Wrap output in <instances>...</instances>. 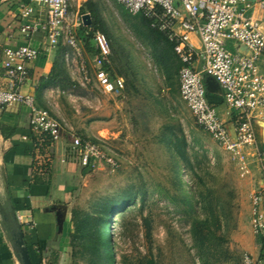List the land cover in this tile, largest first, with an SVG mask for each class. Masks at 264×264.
<instances>
[{
    "label": "rangeland",
    "instance_id": "obj_1",
    "mask_svg": "<svg viewBox=\"0 0 264 264\" xmlns=\"http://www.w3.org/2000/svg\"><path fill=\"white\" fill-rule=\"evenodd\" d=\"M88 1L108 26L110 72L126 80L124 96L85 83L79 58L62 40L56 48V81L39 97L67 131L100 142L119 161L115 170L103 164L87 170L80 204L91 209L97 197L130 187L136 197L114 217L107 258L114 264L151 259L155 264H236L243 252L259 256L250 223L253 195L264 190L259 157L264 149L258 140L240 160L200 126L180 94L175 62L156 59L142 16L117 0H70L77 31V18L89 13ZM93 59L87 52L90 70ZM222 106L215 107L220 112ZM76 259L86 264L81 256Z\"/></svg>",
    "mask_w": 264,
    "mask_h": 264
},
{
    "label": "built area",
    "instance_id": "obj_2",
    "mask_svg": "<svg viewBox=\"0 0 264 264\" xmlns=\"http://www.w3.org/2000/svg\"><path fill=\"white\" fill-rule=\"evenodd\" d=\"M130 13H143L151 26L165 33L174 44L181 62L179 87L198 124L228 152L243 160L247 147L256 148L255 126L264 120V25L254 16L257 3L263 0H117ZM34 4L47 8L46 20L35 19ZM21 15L32 20L22 24L21 32H45L49 46L61 41L79 58L85 83L96 84L104 93L124 96L126 81L113 77L104 67L111 54L106 36L96 32L99 54L90 70L76 24L70 21V0H26ZM82 25L83 16L77 18ZM196 35L201 47L191 41ZM232 44V45H231ZM40 49L28 44L4 49L2 61L4 84L0 86V108L21 104L29 109L30 123L36 134H48L53 142L61 139L65 127L47 108L38 104L34 94L25 92L30 80L28 64L40 56ZM197 59L201 66L196 69ZM212 76L220 85L223 100L232 111V126L210 103L205 76ZM232 127V128H231ZM70 159L85 170L105 165L119 168L116 156L100 142L70 131ZM264 179V152L260 153ZM19 220L23 217L18 215ZM251 227L256 236L264 235V190L255 192L252 200ZM239 264H264V259L243 252Z\"/></svg>",
    "mask_w": 264,
    "mask_h": 264
},
{
    "label": "crops",
    "instance_id": "obj_3",
    "mask_svg": "<svg viewBox=\"0 0 264 264\" xmlns=\"http://www.w3.org/2000/svg\"><path fill=\"white\" fill-rule=\"evenodd\" d=\"M24 4L26 0H0V86L5 82L1 67L4 49L29 43L41 53L28 64L30 80L24 91L40 101V80L53 70L57 47L49 46L43 31L33 32L29 37L22 34V24L32 21L21 15ZM34 13L35 19L44 21L47 8L34 4ZM254 16L264 25L261 3L256 4ZM191 41L197 48L201 47L196 35H192ZM200 66L201 60L197 59L196 69ZM210 94L217 105L223 104L225 110L220 109L219 113L232 126V111L223 100L221 88ZM258 124L261 133L257 140L264 149V121ZM36 141L28 107L13 104L0 108V264H20L9 221L21 227L33 264H78L71 243L72 210L86 207L80 204L78 194L89 172L69 158L70 132L67 129L50 148L39 146ZM18 215L23 219L19 220Z\"/></svg>",
    "mask_w": 264,
    "mask_h": 264
},
{
    "label": "trees",
    "instance_id": "obj_4",
    "mask_svg": "<svg viewBox=\"0 0 264 264\" xmlns=\"http://www.w3.org/2000/svg\"><path fill=\"white\" fill-rule=\"evenodd\" d=\"M87 7L92 18V23L89 26L82 24L77 31V35L86 54L89 52L95 57L99 54V49L97 48L95 42L96 32L108 35L109 30L98 6L94 2L88 1ZM139 15L142 16V21L145 25V31L143 32L144 37L148 40L154 50L158 52L156 59L165 64L169 61H174L175 69L179 74L181 62L174 51V44L169 40L165 33L151 26V20L148 17H146L143 13H139ZM56 63L57 60H55L54 68L48 77L41 78L38 90H42L44 87L51 85L56 81ZM104 67L111 74L109 59L108 62L105 63ZM211 95L212 94L208 93L210 103L213 106H217V103L211 98ZM36 98L38 104L46 108L41 104L38 97ZM34 134L37 140L36 142L40 143H38L39 146L50 148L55 143L48 134ZM81 136L83 138H89L85 135ZM67 148V152L69 153V146ZM135 199L136 197L130 187L121 192H117L112 196L97 197L91 204V209H86L85 207H74L72 210L73 232L71 234V243L74 248V255L81 256L86 264H114L112 259L107 258V245L112 248L111 227L114 223V217L118 213L126 211ZM146 225L149 230L150 224L147 220ZM257 242L260 245L259 257L264 259V235H258ZM92 254L101 259H98V261ZM239 263L240 259L236 264ZM149 264H155L154 260H149Z\"/></svg>",
    "mask_w": 264,
    "mask_h": 264
},
{
    "label": "water",
    "instance_id": "obj_5",
    "mask_svg": "<svg viewBox=\"0 0 264 264\" xmlns=\"http://www.w3.org/2000/svg\"><path fill=\"white\" fill-rule=\"evenodd\" d=\"M83 22L85 26L92 23V18L89 13L83 15ZM205 84L209 93H214L220 88L218 82L210 75L205 76ZM11 240L15 249L16 256L20 264H33L32 257L28 246L26 245L24 233L20 226H15L12 222H8Z\"/></svg>",
    "mask_w": 264,
    "mask_h": 264
}]
</instances>
